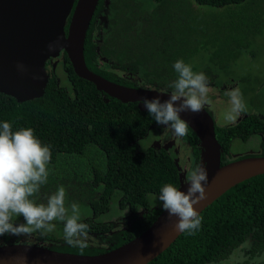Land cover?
I'll return each instance as SVG.
<instances>
[{
	"label": "trees",
	"instance_id": "1",
	"mask_svg": "<svg viewBox=\"0 0 264 264\" xmlns=\"http://www.w3.org/2000/svg\"><path fill=\"white\" fill-rule=\"evenodd\" d=\"M239 4L242 9L226 11L228 21H223L219 8ZM261 4L256 0H109L108 27H104L99 52L92 40L94 17L89 24L85 63L120 84L172 91L169 85L176 79L173 65L177 60L183 59L194 71L207 75L218 73L208 66L228 68L223 53L237 54L246 48L250 33L264 28ZM102 5L103 0H99L95 13ZM100 57L113 66H99ZM48 68V81L40 97L19 102L0 93V123L9 121L14 130L31 127L43 143L51 145L49 176L36 196L38 202L63 186L69 205L77 201L95 217L93 221L89 214L84 215L87 218L82 216L91 231L112 227L98 217L110 214L117 199L132 210L141 206L147 210L110 236L116 238L115 247L147 228L158 216L162 207L153 205L161 203L158 196L162 186L172 183L178 187L175 155L164 147L142 146L140 140L157 125L153 116L140 109L137 102L124 103L110 97L77 76L65 52L54 71L51 64ZM256 131L262 133L260 151L232 156V142L247 141ZM215 135L222 149L221 164L243 156L264 155V122L256 114H249L239 124L216 123ZM187 137L198 163L199 141L190 127ZM199 215L202 223L194 234H179L146 264H221L249 243L254 253L264 256V174L232 186ZM15 222L25 221L21 216ZM61 229L63 225L42 236L54 241L51 249L80 254L106 250L96 245L70 246L60 237ZM1 237L9 239V235ZM11 241L27 242L21 236Z\"/></svg>",
	"mask_w": 264,
	"mask_h": 264
},
{
	"label": "water",
	"instance_id": "2",
	"mask_svg": "<svg viewBox=\"0 0 264 264\" xmlns=\"http://www.w3.org/2000/svg\"><path fill=\"white\" fill-rule=\"evenodd\" d=\"M99 0H0V93L22 102L40 97L49 74L47 59L65 52L77 76L96 89L124 103L142 98H169L171 91L136 87L112 81L91 70L84 59V41ZM107 3V0H104ZM164 93V94H162ZM107 100V99H105ZM200 142V162L207 170V197L196 205L200 213L229 188L250 177L264 174V155H248L221 164V145L215 135L211 114H181ZM178 188L187 191L181 166ZM176 217L161 210L151 224L130 240L97 254H80L51 249L42 243H0V264H146L163 252L182 232L174 228Z\"/></svg>",
	"mask_w": 264,
	"mask_h": 264
},
{
	"label": "clouds",
	"instance_id": "3",
	"mask_svg": "<svg viewBox=\"0 0 264 264\" xmlns=\"http://www.w3.org/2000/svg\"><path fill=\"white\" fill-rule=\"evenodd\" d=\"M173 67L176 79L169 85L172 89L169 98L144 97L140 101L158 125L170 128L176 137H184L188 135L189 122L181 114L204 110L209 103L208 78L203 72L194 71L193 66L183 59L177 60ZM228 95L232 106L228 118L231 120L244 112L246 106L237 91ZM140 143L143 146L142 140ZM51 155V145L43 143L33 128L14 130L11 122L0 123V236L30 238L38 233L45 236L55 230L54 222L59 221L63 222L65 242L84 248L87 246L88 225L82 222L78 203L66 205V189L60 186L46 202L36 199L41 186L47 183ZM185 183L188 184L187 191L172 183L165 184L158 199L169 218H177L175 230L191 235L202 223L196 205L207 197V170L202 166L192 169L187 173ZM21 216L25 222L16 224V219ZM42 241L35 243L45 244Z\"/></svg>",
	"mask_w": 264,
	"mask_h": 264
},
{
	"label": "rangeland",
	"instance_id": "4",
	"mask_svg": "<svg viewBox=\"0 0 264 264\" xmlns=\"http://www.w3.org/2000/svg\"><path fill=\"white\" fill-rule=\"evenodd\" d=\"M259 3H262L260 9L264 8V0H256ZM223 10L222 20L227 22V12L231 10H241V4L219 8ZM259 9V11H260ZM250 40L246 46V48H241L237 54H230L228 52H224L223 59L224 62L228 63V68H220L219 65H211L207 68L210 71H217L220 77L224 79L229 78L234 80V84L237 91L246 106V113H264V28L261 29L260 32L250 33ZM203 65V63H201ZM201 66V65H200ZM59 73H61L59 71ZM233 92V91H232ZM211 107L214 109L213 117L217 124L224 125L233 122V119H229V115L231 114V103L230 97L228 94H224L219 99H215L212 101ZM234 115V114H232ZM152 133V132H151ZM156 132H153L151 137L153 139L156 138ZM259 140L260 138L255 135L250 137L247 141H243L241 139H235L231 146L230 151L232 156H242L247 154H255L259 151ZM143 145L147 144V140H142ZM184 147H182V152ZM186 179V175L183 178ZM68 192L66 191V205L68 204L69 197L67 196ZM47 197H44L43 202H46ZM78 203L77 201H75ZM73 203V202H71ZM70 206V205H69ZM80 206V204H79ZM112 210L115 209V204L111 207ZM81 215H88L90 213L88 207L80 206ZM117 214V213H116ZM116 214L113 216L115 217ZM108 215H104L103 217H107ZM57 226L63 225V222H54ZM17 224V223H16ZM62 235L61 238H64L63 229L60 230ZM25 237V236H21ZM25 241L30 242L29 238H24ZM42 241V240H40ZM37 241H31L30 243H35ZM235 250L234 252H236ZM259 260H264L263 253H254L251 250V244L246 245L245 248L242 247V250L239 253H236L232 259H230L229 264H260ZM227 263V261H226ZM221 264H225L222 262ZM262 264V263H261Z\"/></svg>",
	"mask_w": 264,
	"mask_h": 264
},
{
	"label": "flooded vegetation",
	"instance_id": "5",
	"mask_svg": "<svg viewBox=\"0 0 264 264\" xmlns=\"http://www.w3.org/2000/svg\"><path fill=\"white\" fill-rule=\"evenodd\" d=\"M108 5H109V0H107V3H105V1L103 0V5L96 11V13L94 12L95 14L93 15V17H94L93 27H95V30H94V38L92 40L95 43L97 52H99L100 44L102 42L104 27L105 28L108 27V24H107L108 22L106 19L107 13H108V8H107ZM61 59H62V56H59L57 61H56L55 67H53V62L55 61V59H53V60L47 59L45 62L46 70L48 69L47 66L50 67V64H51V72L54 71L57 67V64L61 61ZM98 60H99L98 61L99 66L103 67V66L107 65L106 68L113 66L111 64V62L108 61V59H106L105 57H100V58H98ZM48 74H49V72H48ZM59 74L61 75V77H63L62 73H59ZM205 75L208 78V86H209L208 100H209V103L206 104L204 108L213 117L214 109L211 107L212 101L215 100L216 98L219 99L225 93L229 94L230 92L234 91L236 89L235 84H234L235 81L233 79L231 80L230 78H229V80L224 79L223 77H220L219 73H216V74L212 73V75H210V74H208V75L205 74ZM59 81H60V79L57 80V82H59ZM249 114H252V113L242 112L238 116H235V119H233V122L229 123V124H234V123L239 124ZM256 116L259 117V119L264 122V113H256ZM213 120H214V125H215L216 121H215L214 117H213ZM224 125H227V124H224ZM153 132L157 133L155 139H153L151 137ZM261 134H262L261 132L256 131L252 134L251 137H253L255 135H257L259 137V136H261ZM149 135H150V137H149ZM144 140H147V144L150 146H155L156 148L164 147L166 150L170 151L171 155H175V158L178 159V162L182 168L181 173H185L186 176H187V173L189 171L198 167V165H199L200 158L198 160V163L195 162L194 147L191 144L190 140L188 139L187 135L184 137H176L173 135L172 130L170 128H164V127L157 124V125H153L152 127H150L149 132L147 133ZM198 141H199V139H198ZM197 145L201 150L200 142L197 143ZM182 147H184L183 148L184 153L181 151ZM259 151H260V148H259ZM221 152H222V150H221ZM160 206H161V203L160 204L155 203L153 205V207H155V208L160 207ZM130 208L131 207L129 205L122 206L120 203V199H117V203L115 204V209L111 210L110 214H108L107 217H103V216L98 217L99 220H102L101 223L102 222H110L112 224V227L109 226L108 229H106V230H100V229L98 231L88 230V235L86 238L87 239V245L88 246L96 245L98 247H103L106 249L112 247L114 245V243L116 242V238L115 239L111 238L112 237L111 235L114 232H117V231L121 230L122 228H124L125 224H128L137 218H141V215L143 214V212L147 211L142 206L137 208L136 210H132ZM114 214H116L115 217L113 216ZM89 216H90V214H89ZM83 218H87V216H84ZM89 218L91 220L95 221V217L93 215H91ZM15 237H16L15 235H9V239L6 241H11ZM24 238H26V236ZM27 238H29V237H27ZM29 239L31 241H39V240L43 239L42 242L48 246L52 245L54 242V241H51L49 239L43 238L40 235V233L34 234ZM62 239H64V238H62ZM81 239H84V238L81 237ZM6 241L4 238H2L0 236V243H4ZM229 262L230 261L227 260V263L225 262V264H229ZM259 262L261 264L262 262H264V260H259ZM211 264H214V263H211Z\"/></svg>",
	"mask_w": 264,
	"mask_h": 264
}]
</instances>
